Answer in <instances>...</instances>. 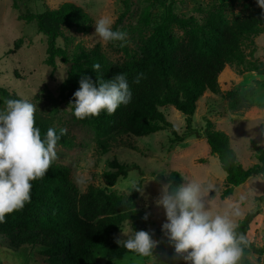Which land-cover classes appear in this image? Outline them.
<instances>
[{
	"label": "trees",
	"instance_id": "trees-1",
	"mask_svg": "<svg viewBox=\"0 0 264 264\" xmlns=\"http://www.w3.org/2000/svg\"><path fill=\"white\" fill-rule=\"evenodd\" d=\"M13 1L14 7L20 11L22 4L27 2ZM156 3L162 4L164 11L152 33L137 51L123 46L127 58L121 64H111L99 44L89 47L80 40L75 43L72 52L67 46L58 44L60 38L64 39L66 45L74 44L72 31L84 34L91 31V14L76 2L66 1L56 8L47 7L41 13L21 11L20 17L27 22L35 21L38 31L46 36L47 62L55 66L59 59L68 65L67 77L60 85L62 100L75 102L73 94L80 87L81 76L87 75L96 82L98 73L92 68L95 63L101 65L100 75L104 80H110L116 74H125L132 92V100L127 106H119L112 115H108L105 110L98 117L83 120L75 117L93 129L97 145L102 151L107 152L112 141L130 134L144 136L170 128L176 140L180 141L191 135L203 134L212 154H216L226 172L227 186L223 196H228L250 177L258 174L264 176V147L253 141L257 161L244 166L231 148L227 132L216 128L209 118L201 132L193 126L192 117L199 98L206 91H218L219 76L227 63L246 61L244 40L264 31V10L256 0L245 12L232 19L219 11L207 17L205 22H200L194 16L177 14L174 0L168 4L165 0H153L143 9L142 25L153 23L152 12ZM124 7L113 30L118 29L131 10L132 0H124ZM174 26L183 31L181 36L173 33ZM15 47H18V41ZM257 69L264 72V66ZM137 78L139 83H136ZM4 98L25 100L0 86V102L3 104ZM167 105H173L185 115L187 124L184 133H178L174 123L161 109ZM35 126L41 130L42 139L48 128H55L58 134L59 129L64 128L38 110L35 112ZM58 143L66 147L78 144L68 131ZM129 170L126 164L116 159L111 161L110 169L105 172L107 185L114 186L120 177L128 176ZM169 179L174 185L182 184V175L176 170L168 175L166 181ZM31 183V202L26 203L22 210L6 215V222L0 223V239L6 247L24 256L29 246H42L48 253L43 259L44 264H115L116 260L127 254L138 255L114 242L121 224L127 220H132L134 231L147 230L148 219H143L146 213L136 206L137 190L134 189L128 196L109 193L97 186L81 192L70 176V169L55 161L44 178ZM141 184L139 180L136 185L141 187ZM257 199L263 201L264 193ZM257 214V211H249L237 222V232L245 234L250 241L240 264H255L249 258L252 252L260 260L263 259L264 264V244H255L249 234L250 224ZM164 238L161 231L157 238L160 243L153 252L160 264H186L173 249L169 250V255L173 257L171 262L160 253ZM169 244L170 248L173 247V244ZM100 259L105 261L100 262Z\"/></svg>",
	"mask_w": 264,
	"mask_h": 264
},
{
	"label": "rangeland",
	"instance_id": "rangeland-1",
	"mask_svg": "<svg viewBox=\"0 0 264 264\" xmlns=\"http://www.w3.org/2000/svg\"><path fill=\"white\" fill-rule=\"evenodd\" d=\"M66 1L83 6L91 14L93 25L87 34L72 31L75 36L74 44L66 45L62 38L58 40V44L67 46L69 52H72L75 43L80 40L89 47L99 44L111 64H121L126 60L123 46L132 51L139 50L164 11L163 5L156 3L152 12L153 23L144 26L141 23L143 9L153 0H132L131 10L118 26V29L127 33L126 41L107 44L94 34L95 22L108 16L114 21L113 28L125 9L124 0H27L22 4L21 11L41 13L47 7L56 8ZM165 1L168 4L171 0ZM174 1L177 14L194 16L200 22H205L207 17L219 11L226 18L232 19L256 3V0ZM21 11L14 7L13 0H0V86L34 104L36 110L51 118L55 124L66 128L76 138L78 144L74 147L57 143L58 158L55 162L70 169V176L81 192L97 186L105 188L109 193L128 196L134 191L133 185L141 180L143 193L137 192L136 206L149 214L146 231L157 241L162 224L166 222V215L162 207L156 206L155 200L159 196L161 185L167 183L168 175L176 170L182 175V184L187 182L184 179H189L213 185V189L205 193L213 212L223 213L230 205L239 203L243 214L234 218L237 223L247 212L257 211V216L250 224L249 234L255 244H264V200L257 199L264 193L263 175L250 177L236 187L232 194L223 196L227 186L226 172L216 154H212L205 135H191L180 141L176 140L170 128L144 136L125 135L118 141H112L107 152L102 151L97 145L93 129L80 123L74 116L73 108L68 107L69 103L60 97V85L67 77L68 65L59 59L55 66L47 62L46 36L38 31L35 21L27 22L22 19ZM172 30L177 36L183 34L177 26ZM243 48L246 61L227 63L219 76L218 91H206L199 98L192 124L202 132L206 120L211 119L216 128L228 133L231 148L242 164L250 166L257 161L253 141L264 147V72L257 69L264 66V31L246 38ZM3 108L4 104L0 102V110ZM161 109L174 123L179 134L186 131L187 123L181 111L173 105L162 106ZM114 159L126 164L130 170L127 177H120L110 187L107 185L105 172L110 169V162ZM80 180L83 182L78 183ZM242 196L245 199L241 203ZM133 231L132 220H127L121 224L118 237L126 239L123 232L131 235ZM170 249L175 252L174 245L170 248L168 239L164 238L160 253L168 262L173 260L169 255ZM47 256L44 247L39 245L29 246L27 254L21 256L6 247L0 239V264H44L43 259ZM249 258L255 264L263 263V259L260 260L254 252L249 254ZM104 261L105 259H100V262ZM115 264L160 262L154 253L148 257L127 254L116 260Z\"/></svg>",
	"mask_w": 264,
	"mask_h": 264
},
{
	"label": "clouds",
	"instance_id": "clouds-1",
	"mask_svg": "<svg viewBox=\"0 0 264 264\" xmlns=\"http://www.w3.org/2000/svg\"><path fill=\"white\" fill-rule=\"evenodd\" d=\"M257 4L264 10V0H257ZM113 24L108 16L95 22L94 34L104 44L127 39V33L113 30ZM92 68L98 73L96 82L87 75L81 76L80 87L73 94L75 102L70 100L68 106L80 120L98 117L105 110L112 115L119 106H127L132 100L125 74L104 80L100 75L101 65L95 63ZM35 112L36 106L27 100L4 98V108L0 110V223L6 222V215L22 210L31 202V182L45 177L58 158V141L67 134L66 128H60L58 134L50 127L42 139L41 130L35 126ZM184 180L187 182L174 185L169 179L161 185L155 200L166 215L161 228L164 236L186 264H239L245 248L250 245L246 235L237 232L234 218L243 214L240 204L230 205L223 213L213 212L205 196L213 185ZM133 189L143 193V188L136 184ZM244 199L242 196L240 202ZM148 215L146 213L143 219L147 220ZM123 234L126 239L114 237V242L142 257L153 255V249L160 243L144 230Z\"/></svg>",
	"mask_w": 264,
	"mask_h": 264
}]
</instances>
